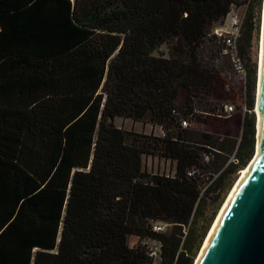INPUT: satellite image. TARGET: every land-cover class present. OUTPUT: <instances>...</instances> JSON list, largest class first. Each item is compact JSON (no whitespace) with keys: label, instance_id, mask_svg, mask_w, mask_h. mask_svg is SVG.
Returning <instances> with one entry per match:
<instances>
[{"label":"trees","instance_id":"obj_1","mask_svg":"<svg viewBox=\"0 0 264 264\" xmlns=\"http://www.w3.org/2000/svg\"><path fill=\"white\" fill-rule=\"evenodd\" d=\"M261 2L245 12L243 58ZM239 5L0 0V264H143L147 239L161 241L162 264L194 263L255 149V62L238 138L195 127L233 100L214 29ZM117 117L164 134L126 131ZM148 155L173 171L148 173Z\"/></svg>","mask_w":264,"mask_h":264},{"label":"water","instance_id":"obj_2","mask_svg":"<svg viewBox=\"0 0 264 264\" xmlns=\"http://www.w3.org/2000/svg\"><path fill=\"white\" fill-rule=\"evenodd\" d=\"M195 264H264V39L258 155L228 197Z\"/></svg>","mask_w":264,"mask_h":264},{"label":"rangeland","instance_id":"obj_3","mask_svg":"<svg viewBox=\"0 0 264 264\" xmlns=\"http://www.w3.org/2000/svg\"><path fill=\"white\" fill-rule=\"evenodd\" d=\"M238 1L241 3V5L233 6L231 8V11L226 16L224 22L221 25H218L216 28H219L220 26H224L225 28H228L230 18L234 16L238 17V19H240L243 23L245 12L249 5L250 0H238ZM262 5H263V0L260 5V29H261ZM260 29L257 38L254 37L251 47L246 48V52H247L246 56H244V58L242 57L246 65V68L248 67V61L255 62L256 67L258 66L257 62H258V52H259ZM160 50L165 52L167 50L166 45L161 46ZM223 60H224L223 66L226 71L225 77L229 83V89L232 92V99H233L228 103H231L234 106V111H233L234 113H232L229 117H222V118L203 115L202 118L206 119L209 122L210 126H207L206 124L202 123L200 125L197 124V126L195 127L206 132H212L217 135L228 136L231 138H238L241 131L242 117L244 116L247 110V109L244 110V103H243L244 88H242L243 84H240L238 80L239 78L233 72L228 60L224 58ZM256 78H257V72H256ZM255 100H256V87L254 90V108H255ZM201 102L203 101H196L195 107L197 110H205L202 109L203 107ZM254 108H253V113L255 117V140H256L257 118ZM114 122L118 127H121L126 131H131L135 133L148 135L152 133L158 134L160 131L158 126L156 127L152 126L150 123L144 121H133L131 119L117 117L115 118ZM143 165L145 170L153 175L168 174L171 173L174 169L173 163L169 159H165L153 155L143 156ZM209 184L210 182L204 183L202 185V189H203L202 191H204ZM208 198H210V195L208 196ZM169 230L170 227H166L164 229V232H168Z\"/></svg>","mask_w":264,"mask_h":264},{"label":"built area","instance_id":"obj_4","mask_svg":"<svg viewBox=\"0 0 264 264\" xmlns=\"http://www.w3.org/2000/svg\"><path fill=\"white\" fill-rule=\"evenodd\" d=\"M241 25L242 21L238 19V17L234 16L230 18V22L228 28L224 26H220L214 30V33L218 37H222L223 39V47L221 49V56L228 60L233 72L236 76L242 81L243 85H245L247 78V68L240 55L238 48V39L241 34ZM244 110H246V106L244 104ZM255 110V108H254ZM234 111V106L230 103H224L222 108L217 112L216 116L218 117H229ZM183 127L187 125L185 120L181 121ZM156 127V126H155ZM159 133L158 135L164 134L161 126H158ZM204 160H209V155L204 156ZM231 161H235L234 157L230 159ZM195 171L190 170L189 175L193 174ZM168 227L167 223L164 222H155L152 225V229L155 232H163L164 229ZM143 243L146 246V254L147 261L143 264H162L163 252H162V243L156 239H147L144 240Z\"/></svg>","mask_w":264,"mask_h":264},{"label":"bare ground","instance_id":"obj_5","mask_svg":"<svg viewBox=\"0 0 264 264\" xmlns=\"http://www.w3.org/2000/svg\"><path fill=\"white\" fill-rule=\"evenodd\" d=\"M263 39H264V0H263V5H262V15H261V29H260V38H259V52H258V66H257V89H256V100H255V114H256V118H257V124H256V140H255V152L253 154V157L251 158V160L249 161V163L242 169L239 171L238 173V177L235 180L233 186L231 187V189L229 190L226 198L224 199L221 207L219 208L217 215L215 217V219L213 220V223L211 224V227L209 229V231L207 232V235L205 236V239L202 243V246L194 260V263H196V260L198 259L206 241L207 238L216 222V219L220 213V211L222 210L223 206L225 205L228 197L230 196V194L232 193V191L234 190V188L236 187V185L238 184V182L240 181L241 177L243 176V174L245 173V171L250 167V165L253 163V161L256 159L257 155H258V151H259V135H260V72H261V60H262V51H263Z\"/></svg>","mask_w":264,"mask_h":264}]
</instances>
